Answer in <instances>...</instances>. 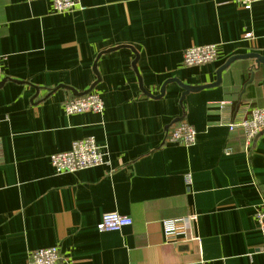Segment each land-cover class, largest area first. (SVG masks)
I'll use <instances>...</instances> for the list:
<instances>
[{
	"label": "crops",
	"instance_id": "obj_1",
	"mask_svg": "<svg viewBox=\"0 0 264 264\" xmlns=\"http://www.w3.org/2000/svg\"><path fill=\"white\" fill-rule=\"evenodd\" d=\"M80 1L58 13L0 0V264L41 247H59V264H264V132L246 149L231 126L264 106V65L236 60L217 86L181 102L173 82L155 98L169 79L209 85L231 56H263L264 0ZM210 43L215 61L183 65ZM96 81L104 111L67 115L63 102ZM183 120L193 145L167 136ZM90 136L104 164L55 173L50 156ZM110 212L133 222L102 232ZM189 214L199 240L166 239L162 220Z\"/></svg>",
	"mask_w": 264,
	"mask_h": 264
},
{
	"label": "built area",
	"instance_id": "obj_2",
	"mask_svg": "<svg viewBox=\"0 0 264 264\" xmlns=\"http://www.w3.org/2000/svg\"><path fill=\"white\" fill-rule=\"evenodd\" d=\"M34 1V0H28ZM239 4L249 7L252 3L262 0H236ZM52 8L58 13H69L74 10H83L85 7L80 0H51ZM248 35H250L248 33ZM220 49L215 43L210 45H193L184 52L183 65L185 67L202 66L215 61L219 57ZM3 56H0V80L2 71ZM64 112L67 115L75 113H100L104 111L105 104L99 93L90 91L86 95L72 96L63 102ZM232 128H238L244 135V145L248 149L255 139L264 132V106L254 107L246 118L233 123ZM169 140L174 143L193 145L197 141V130L187 121H180L173 125L168 131ZM226 149V153H230ZM51 162L56 173H74L82 169L91 168L104 164L105 156L93 137H86L75 140L70 150L56 152L51 156ZM187 183L191 181V175L186 177ZM260 231L264 239V208L257 213ZM198 215L189 214L180 218L163 219V234L166 239L182 238L185 241H198L199 236L195 233ZM133 220L129 215H122L118 212L106 213L97 224L102 232L118 231L132 224ZM178 240V239H177ZM264 251V245H263ZM61 252L59 247H41L32 250L27 260L22 264H59Z\"/></svg>",
	"mask_w": 264,
	"mask_h": 264
},
{
	"label": "water",
	"instance_id": "obj_3",
	"mask_svg": "<svg viewBox=\"0 0 264 264\" xmlns=\"http://www.w3.org/2000/svg\"><path fill=\"white\" fill-rule=\"evenodd\" d=\"M246 59H254L255 61V65H257V67H261L264 65V55L262 56L261 54L257 53V52H249L246 54H237V55H233L230 58H228V60L222 65V67H220L217 71V80L209 85H201V86H190L187 84L182 83L179 79H169L167 81L164 82L162 88H161V92L159 94V96L155 97V98H159L160 96H163L166 90V87L168 86L169 83H173V82H177L178 84H180V86L183 88V92L181 95V102L183 101V99L185 98V96L191 92L194 91H198V90H202L204 88H211L212 86H217L219 84H221V79H222V73L223 71H225L226 69H228V67L230 66L231 63H233L236 60H246ZM98 79H100V77L98 76ZM98 81V80H97ZM97 81L91 85V87L89 88V90L85 91V92H78L75 91V94L77 96H82V95H86L88 94L90 91H92L95 88V85L97 84ZM1 85V84H0ZM141 85V82H140ZM144 88V87H143ZM145 89V88H144ZM146 92V90H144ZM149 94V93H148ZM150 95V94H149ZM152 96V95H150ZM178 121V120H177Z\"/></svg>",
	"mask_w": 264,
	"mask_h": 264
},
{
	"label": "trees",
	"instance_id": "obj_4",
	"mask_svg": "<svg viewBox=\"0 0 264 264\" xmlns=\"http://www.w3.org/2000/svg\"><path fill=\"white\" fill-rule=\"evenodd\" d=\"M249 87H250V86H249ZM249 87H248V88H249Z\"/></svg>",
	"mask_w": 264,
	"mask_h": 264
}]
</instances>
